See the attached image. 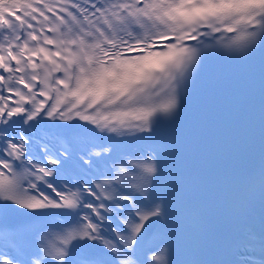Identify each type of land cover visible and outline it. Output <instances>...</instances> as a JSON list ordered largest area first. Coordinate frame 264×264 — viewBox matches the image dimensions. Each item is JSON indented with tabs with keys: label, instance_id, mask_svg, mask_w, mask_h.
Returning <instances> with one entry per match:
<instances>
[{
	"label": "snow or ice",
	"instance_id": "1",
	"mask_svg": "<svg viewBox=\"0 0 264 264\" xmlns=\"http://www.w3.org/2000/svg\"><path fill=\"white\" fill-rule=\"evenodd\" d=\"M0 264H264V0H0Z\"/></svg>",
	"mask_w": 264,
	"mask_h": 264
}]
</instances>
